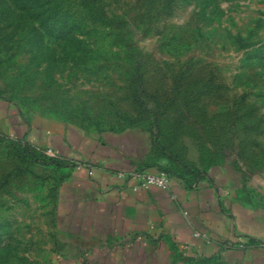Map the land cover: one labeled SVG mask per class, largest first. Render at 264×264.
Here are the masks:
<instances>
[{
	"label": "rangeland",
	"instance_id": "obj_1",
	"mask_svg": "<svg viewBox=\"0 0 264 264\" xmlns=\"http://www.w3.org/2000/svg\"><path fill=\"white\" fill-rule=\"evenodd\" d=\"M253 93L264 0H0V264H83L59 254L45 168L32 165L44 159L18 139L21 119L156 123L228 97L264 123Z\"/></svg>",
	"mask_w": 264,
	"mask_h": 264
},
{
	"label": "crops",
	"instance_id": "obj_2",
	"mask_svg": "<svg viewBox=\"0 0 264 264\" xmlns=\"http://www.w3.org/2000/svg\"><path fill=\"white\" fill-rule=\"evenodd\" d=\"M226 104L212 112L205 103L198 114L185 108L156 123L21 119L18 139L44 159L32 165L45 168L61 257L83 264H264V123L244 119L261 110ZM161 170L169 173L167 188L137 186L136 173Z\"/></svg>",
	"mask_w": 264,
	"mask_h": 264
},
{
	"label": "built area",
	"instance_id": "obj_3",
	"mask_svg": "<svg viewBox=\"0 0 264 264\" xmlns=\"http://www.w3.org/2000/svg\"><path fill=\"white\" fill-rule=\"evenodd\" d=\"M49 154H52L51 151H48ZM136 178L138 179V187L148 188L151 185H155L161 188L168 187L169 175L164 171H159L157 173L149 172H138L136 173Z\"/></svg>",
	"mask_w": 264,
	"mask_h": 264
},
{
	"label": "trees",
	"instance_id": "obj_4",
	"mask_svg": "<svg viewBox=\"0 0 264 264\" xmlns=\"http://www.w3.org/2000/svg\"><path fill=\"white\" fill-rule=\"evenodd\" d=\"M27 144H28V143H27ZM28 148L32 150V148L30 147L29 144H28ZM32 152H33L34 154H37L36 152H34V150H32ZM35 156H36V155H35ZM41 156H42V154H41ZM36 157H37V156H36ZM33 158H34V160L32 159L33 161L37 160L34 156H33ZM33 161H32V162H33ZM161 171H164V172H166V173L169 175L168 171H166V170H161Z\"/></svg>",
	"mask_w": 264,
	"mask_h": 264
}]
</instances>
